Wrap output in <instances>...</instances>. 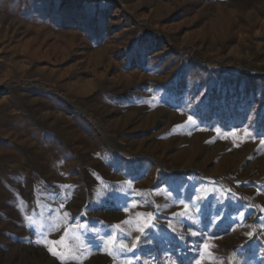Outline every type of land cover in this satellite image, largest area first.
Wrapping results in <instances>:
<instances>
[{"label":"rangeland","instance_id":"1","mask_svg":"<svg viewBox=\"0 0 264 264\" xmlns=\"http://www.w3.org/2000/svg\"><path fill=\"white\" fill-rule=\"evenodd\" d=\"M238 72L264 78V0H0L1 90L96 119L151 204L102 208L101 231L41 208L30 240L0 230V264H264V96L224 86ZM104 81L135 90L114 132L79 94Z\"/></svg>","mask_w":264,"mask_h":264},{"label":"crops","instance_id":"2","mask_svg":"<svg viewBox=\"0 0 264 264\" xmlns=\"http://www.w3.org/2000/svg\"><path fill=\"white\" fill-rule=\"evenodd\" d=\"M117 88L104 81L92 91H79L80 98L101 115L111 132L135 107V90ZM63 105L54 96L0 88V230L14 229L19 222V241L29 239L30 221L41 208L55 205L64 209L65 219L69 218L67 208L77 213L96 208L89 217L99 219V231L102 208L112 205L133 208L130 215L151 222V204L134 198L143 184L130 182L138 172L149 174L123 159L112 138L95 131L90 122L80 116L71 119ZM125 188L131 189V200L125 199ZM28 244L24 245L30 249Z\"/></svg>","mask_w":264,"mask_h":264},{"label":"trees","instance_id":"3","mask_svg":"<svg viewBox=\"0 0 264 264\" xmlns=\"http://www.w3.org/2000/svg\"><path fill=\"white\" fill-rule=\"evenodd\" d=\"M188 50H184L186 53ZM234 61L231 59H228L226 63H233ZM224 86H227L228 88L235 87L239 88L240 84L244 82L243 88L245 95L250 96L251 94H256L259 90L261 91V95L264 96V78H261L254 74L252 75H246L244 73L238 72V74H230L226 75L223 79ZM263 93V94H262ZM209 118L213 117V113H208L207 117ZM264 123V115H263V121ZM262 124V123H260Z\"/></svg>","mask_w":264,"mask_h":264},{"label":"built area","instance_id":"4","mask_svg":"<svg viewBox=\"0 0 264 264\" xmlns=\"http://www.w3.org/2000/svg\"><path fill=\"white\" fill-rule=\"evenodd\" d=\"M47 93H51V90H49ZM52 94H54V93H52ZM56 95V94H55ZM62 100V99H61ZM63 100H65V99H63ZM62 100V101H63ZM67 106H69L70 107V109L72 110V111H74V113L75 114H78V115H81V116H83V118H87V120L91 123V124H93L97 129H99V127H98V124L96 123V119H94V118H90L89 116H87L86 114H85V112L84 111H82L80 108H78V107H76L75 105H73V103H68V105ZM74 114V115H75Z\"/></svg>","mask_w":264,"mask_h":264},{"label":"snow or ice","instance_id":"5","mask_svg":"<svg viewBox=\"0 0 264 264\" xmlns=\"http://www.w3.org/2000/svg\"><path fill=\"white\" fill-rule=\"evenodd\" d=\"M205 248H207L208 246L207 245H204Z\"/></svg>","mask_w":264,"mask_h":264}]
</instances>
